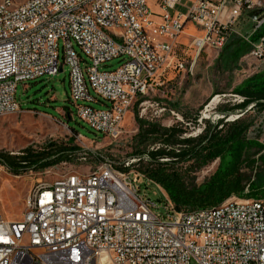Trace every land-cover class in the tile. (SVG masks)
Instances as JSON below:
<instances>
[{"label": "built area", "instance_id": "2783aa9c", "mask_svg": "<svg viewBox=\"0 0 264 264\" xmlns=\"http://www.w3.org/2000/svg\"><path fill=\"white\" fill-rule=\"evenodd\" d=\"M153 6L157 11L150 0H4L0 117L21 112L19 84L57 76L67 65L75 116L115 142L135 102L158 91L172 72L193 76L201 54L222 51L239 21L258 11L253 31L238 35L250 45V58L264 60V0H193L186 16L176 13L182 0ZM104 24L111 32H103ZM188 24L200 34L182 46ZM116 59L125 62L101 70ZM81 174L38 182L20 222L6 220L0 208V264H264V199L240 206L232 197L228 212L180 211L164 193L161 204L141 193L142 179L164 192L159 184L138 172L125 175L110 161L89 172L88 181Z\"/></svg>", "mask_w": 264, "mask_h": 264}, {"label": "rangeland", "instance_id": "374dc122", "mask_svg": "<svg viewBox=\"0 0 264 264\" xmlns=\"http://www.w3.org/2000/svg\"><path fill=\"white\" fill-rule=\"evenodd\" d=\"M2 1L0 0V3ZM13 1L22 3L25 0ZM192 2L193 0H182V6L176 9V13L186 16ZM150 3L157 11L153 0H150ZM186 28L179 38V44L182 46L191 41L186 36L191 29L188 25ZM253 28L252 20L241 19L235 27L237 34L234 36L240 38L238 34H249ZM184 41L187 42L183 43ZM60 47L62 60V42ZM75 48L79 52L78 47ZM183 50L184 47H179L178 54H182ZM249 52L242 54L230 65V51L206 50L199 57L193 76L170 73L164 86L134 103L126 116L123 135L115 142L95 133L75 116V106L70 101L69 66L66 65L63 72L57 76H46L34 82L19 84L16 97L22 110L17 114L0 117V153L21 160L30 155L48 154L52 146L76 147L81 152L55 162L49 168L30 169L20 175L12 174L0 164V208L3 217L9 221L20 222L25 199L38 182L52 183L73 172L89 174L105 161L114 163L119 170H126L125 164L137 157H141V161L134 171L148 179V174L157 168L158 162L168 165L176 162V159L166 156H152L151 153L167 149L155 141L157 136H150L148 142L140 143V127L136 118L146 123H155L160 128L175 129V138L178 141L197 140L209 124H232L237 119L236 116L223 119L218 113V108L240 104L243 98L234 92L247 80L264 73V60L250 58ZM124 62L120 59L113 60L107 66H102L101 70L115 71ZM82 67L84 69L85 65ZM215 98L216 104L209 107ZM143 103L146 104L142 105ZM93 107L97 110L106 108L104 104H94ZM160 109L166 111L160 113ZM171 111L181 116L183 122L177 121ZM248 116L241 117L253 122L249 137L258 148L250 152L255 159V171L250 175L255 176L256 170L264 171V112H250ZM173 148L181 150L180 146L173 145L166 151ZM260 156L263 158L260 159ZM220 165L221 160L218 159L199 168L190 169L189 163H179L174 167L188 172L185 182L189 189H199L216 173ZM29 167L27 165L25 168ZM140 186L141 193L151 202L161 204L162 193L168 195L164 189V192H161L154 184L144 179L141 180Z\"/></svg>", "mask_w": 264, "mask_h": 264}, {"label": "trees", "instance_id": "16d2710c", "mask_svg": "<svg viewBox=\"0 0 264 264\" xmlns=\"http://www.w3.org/2000/svg\"><path fill=\"white\" fill-rule=\"evenodd\" d=\"M258 37L253 38L256 41ZM250 45L234 35L222 51L229 52V63L232 65L244 53L250 51ZM243 98L238 105L220 106L218 113L223 119L232 116H248L250 112H264V73L247 80L243 86L234 92ZM239 117L232 124L224 122L209 124L197 140L178 141L175 129L160 128L155 123H146L137 119L140 127L139 141L146 143L149 137L157 136L158 141L167 149L151 153L153 157L166 156L176 159L172 164L158 162L157 168L148 174V178L159 184L168 194L174 206L180 211H196L221 205L232 197L240 199H264V171H255V159L250 152L258 148L249 137L253 122ZM248 119L249 116H248ZM223 121V120H222ZM183 134V132H181ZM180 146L181 150H168L171 146ZM48 154L30 155L16 159L0 153V164L12 174L30 169H46L55 162L67 159L70 155L81 152L76 147H51ZM263 156H260L262 159ZM140 159L141 157H137ZM221 160L216 173L199 189H189L186 185L188 172L175 169L179 163H189L190 169L200 167L215 160ZM29 165V168H25ZM127 172V170L120 169ZM249 173V174H248Z\"/></svg>", "mask_w": 264, "mask_h": 264}, {"label": "bare ground", "instance_id": "6f19581e", "mask_svg": "<svg viewBox=\"0 0 264 264\" xmlns=\"http://www.w3.org/2000/svg\"><path fill=\"white\" fill-rule=\"evenodd\" d=\"M3 2L4 0L0 4H3ZM6 10H13V3H6ZM103 32H111V24H104ZM216 100L217 99L215 98L209 107H211L212 105L214 106L216 104L215 102ZM134 169L135 168H126L127 172H125V175H136V171H134ZM88 180H89V174H81V181H88ZM56 181H64V176ZM257 205H259V199H248V206H257ZM240 206H247V199L246 200L240 199ZM229 208H230V201H225L221 205L217 206V212H228Z\"/></svg>", "mask_w": 264, "mask_h": 264}, {"label": "crops", "instance_id": "0c3cea01", "mask_svg": "<svg viewBox=\"0 0 264 264\" xmlns=\"http://www.w3.org/2000/svg\"><path fill=\"white\" fill-rule=\"evenodd\" d=\"M187 27V26H186ZM188 28H190L191 29V32H187L186 33V36H188L189 37V40H191L193 37H196V36H198L199 34H200V32H199V30L197 29V28H195L193 25H191V24H188ZM187 28H185V30H186ZM184 33H185V31H184ZM183 33V34H184ZM189 40H187V41H189ZM187 41H184L183 43H186ZM190 43V42H189Z\"/></svg>", "mask_w": 264, "mask_h": 264}, {"label": "water", "instance_id": "95a60500", "mask_svg": "<svg viewBox=\"0 0 264 264\" xmlns=\"http://www.w3.org/2000/svg\"><path fill=\"white\" fill-rule=\"evenodd\" d=\"M260 12H261V11H258V12H256L255 14H250L249 17H250L252 20H255L256 17L260 14ZM241 116H242V115H240V116H236V117H237V119H238V118L241 117Z\"/></svg>", "mask_w": 264, "mask_h": 264}]
</instances>
